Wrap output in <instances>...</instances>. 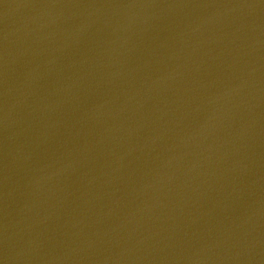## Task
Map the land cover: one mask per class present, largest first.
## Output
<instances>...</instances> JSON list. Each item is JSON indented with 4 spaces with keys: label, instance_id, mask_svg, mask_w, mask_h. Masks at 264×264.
<instances>
[{
    "label": "water",
    "instance_id": "water-1",
    "mask_svg": "<svg viewBox=\"0 0 264 264\" xmlns=\"http://www.w3.org/2000/svg\"><path fill=\"white\" fill-rule=\"evenodd\" d=\"M0 264H264V0H0Z\"/></svg>",
    "mask_w": 264,
    "mask_h": 264
}]
</instances>
